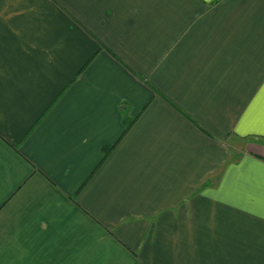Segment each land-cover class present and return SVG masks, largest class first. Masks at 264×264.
I'll return each instance as SVG.
<instances>
[{
	"label": "crops",
	"instance_id": "crops-1",
	"mask_svg": "<svg viewBox=\"0 0 264 264\" xmlns=\"http://www.w3.org/2000/svg\"><path fill=\"white\" fill-rule=\"evenodd\" d=\"M0 264H264V0H0Z\"/></svg>",
	"mask_w": 264,
	"mask_h": 264
}]
</instances>
